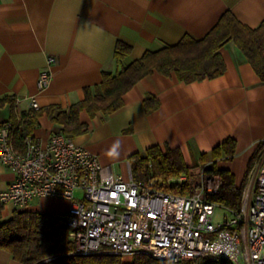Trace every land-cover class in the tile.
<instances>
[{
    "label": "crops",
    "instance_id": "1",
    "mask_svg": "<svg viewBox=\"0 0 264 264\" xmlns=\"http://www.w3.org/2000/svg\"><path fill=\"white\" fill-rule=\"evenodd\" d=\"M227 11L253 28L264 21V0H0V99H18L17 112L31 108V96L40 108H68L84 97L85 87L100 83L102 71L116 72L184 35L200 39ZM117 41L131 47L119 63L113 58ZM218 52L226 68L216 78L185 83L154 71L124 93L123 106L109 116L98 112L91 118L80 111L87 127L74 142L126 179L129 157L148 147L179 148L192 165L233 138L235 154L222 167L233 173L236 187H243L264 139V81L233 41H225ZM43 71L52 77L39 89ZM147 95L158 100L151 112L144 109ZM10 114V103L0 106V122L9 121ZM38 123L31 135L46 146L60 126L45 113ZM14 178L0 161V192ZM0 207V222L20 209L1 202ZM68 207L65 198L41 197L24 210L66 214ZM0 264L20 263L0 250Z\"/></svg>",
    "mask_w": 264,
    "mask_h": 264
},
{
    "label": "built area",
    "instance_id": "2",
    "mask_svg": "<svg viewBox=\"0 0 264 264\" xmlns=\"http://www.w3.org/2000/svg\"><path fill=\"white\" fill-rule=\"evenodd\" d=\"M51 77L40 73L38 88ZM28 100L39 109L34 96ZM25 144V151H17L9 125L0 126V161L15 175L0 192V202L27 209L41 197L67 199L73 254L144 253L173 262L223 258L231 264H264V139L242 187L239 210L209 199L221 181L216 173L204 172L208 163L200 165L196 191L181 194L166 188L182 184L186 175L164 182L150 173L135 179L130 171L123 179L62 133L53 134L46 146L31 135ZM218 206L224 214L215 223Z\"/></svg>",
    "mask_w": 264,
    "mask_h": 264
},
{
    "label": "trees",
    "instance_id": "3",
    "mask_svg": "<svg viewBox=\"0 0 264 264\" xmlns=\"http://www.w3.org/2000/svg\"><path fill=\"white\" fill-rule=\"evenodd\" d=\"M227 40L237 45L256 74L264 81V21L252 28L227 11L200 39L184 35L175 44L145 51L116 72L102 71L100 83L85 87L84 97L68 108L50 104L39 109L30 108L17 112L13 97L1 98L0 106L10 103L11 114L10 120L0 122V126L9 125L13 146L19 152L25 151V137L31 135L34 127L39 124L38 117L44 113L60 126L59 133L74 138L86 131L87 127L86 123L79 120L80 111L85 110L91 118L98 112L104 117L109 116L123 106L124 93L154 71L165 76L174 74L179 81L185 83L222 75L226 66L218 49ZM130 51V45L117 41L113 58L119 63ZM143 104L145 111L151 112L158 107V100L147 95ZM235 147V140L227 138L209 153H202L198 162L211 160L204 167V172L216 173L221 181L219 192L209 199L227 208L239 210L242 187L235 186L234 175L228 168L218 167L219 161H229L232 158ZM255 157L256 155L252 161ZM129 162L135 179L144 178L150 173L166 182L171 177L186 175L185 182L167 186L166 189L186 194L195 192L198 187L197 163L187 165L179 148L168 147L163 151L154 145L141 154H132ZM0 250L7 251L20 264H231L223 258L215 261L198 259L173 262L140 253L132 255L130 262H127L121 255L73 254L74 245L67 237L66 214L24 209H15L9 220L0 222Z\"/></svg>",
    "mask_w": 264,
    "mask_h": 264
},
{
    "label": "rangeland",
    "instance_id": "4",
    "mask_svg": "<svg viewBox=\"0 0 264 264\" xmlns=\"http://www.w3.org/2000/svg\"><path fill=\"white\" fill-rule=\"evenodd\" d=\"M206 163L210 164L211 163V160L210 161H207L205 163L197 162V169L199 170L200 165H203V164H206ZM224 164H225V160L219 161L218 162V167H222ZM77 194L79 195V193H77ZM223 214H224V209H222V207H219V206L216 207L215 213H214V216H213V221L215 223L220 222L221 219H222ZM123 258L125 259V261L130 262L131 256L126 255V256H123Z\"/></svg>",
    "mask_w": 264,
    "mask_h": 264
}]
</instances>
